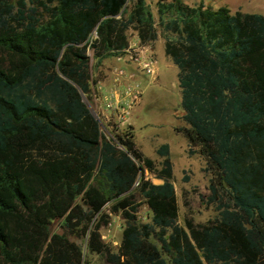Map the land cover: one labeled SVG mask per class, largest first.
Wrapping results in <instances>:
<instances>
[{
    "label": "trees",
    "instance_id": "obj_1",
    "mask_svg": "<svg viewBox=\"0 0 264 264\" xmlns=\"http://www.w3.org/2000/svg\"><path fill=\"white\" fill-rule=\"evenodd\" d=\"M155 7L156 23L145 0H0V264H87L49 232L59 219L104 264H264V16ZM156 26L172 37L163 51L185 125L175 131L210 175L217 216L204 224L176 222L168 146L156 150L159 169L129 131L115 135L116 149L80 100L87 50L96 67L124 52L126 31L147 45ZM135 193L147 223L136 221ZM106 204L124 220L115 250L98 233Z\"/></svg>",
    "mask_w": 264,
    "mask_h": 264
},
{
    "label": "rangeland",
    "instance_id": "obj_2",
    "mask_svg": "<svg viewBox=\"0 0 264 264\" xmlns=\"http://www.w3.org/2000/svg\"><path fill=\"white\" fill-rule=\"evenodd\" d=\"M157 0H145V3L157 21L155 3ZM187 6H194L201 3L203 6L215 10L226 8L229 14L236 11L241 13H254L264 16V0H179ZM129 6V4L127 5ZM127 45L137 44L135 34L126 31ZM166 38H172L162 32L156 26V39L147 44L151 46L150 54L155 60L156 75L154 80H148L147 76L140 79L141 96L137 105L129 113L127 122L117 131L114 130L111 119L107 123L101 116L102 93L111 86L113 71L118 67L128 69L112 58L103 59L104 62L92 68L91 52L88 55V93H79L80 100L89 111L92 118L96 121L98 131L103 139L111 142L116 149L122 147L116 140V134L129 131L132 134L134 148L143 157L152 161L155 169L160 168L162 157L156 154V150L166 144L169 148L168 159L171 162V183L176 199L178 225L184 227V220H190L192 224H204L217 216V211L213 204L207 202V184L210 177L204 168L203 159L197 154L187 153L185 139L175 131V128L185 126L181 121V109L179 107V90L177 87L176 74L177 68L165 56L163 47ZM102 60V61H103ZM118 63L117 65L115 64ZM116 131V132H114ZM184 141L185 143H183ZM183 143V144H182ZM140 175V170L138 176ZM143 177L152 184H160L161 180L156 179L153 173L144 170ZM135 187V184L133 185ZM136 203L135 217L137 223L149 222L150 213L144 204L143 199L134 194ZM108 204L102 209V214L107 215L106 223L98 228L100 240L104 245H108L115 250L120 240V233L124 226V220L119 214L107 213ZM49 232L62 236L69 242H73L80 247L87 264H104L100 255L87 253L85 249L86 237H74L69 235L62 226V220L52 221L49 225Z\"/></svg>",
    "mask_w": 264,
    "mask_h": 264
},
{
    "label": "built area",
    "instance_id": "obj_3",
    "mask_svg": "<svg viewBox=\"0 0 264 264\" xmlns=\"http://www.w3.org/2000/svg\"><path fill=\"white\" fill-rule=\"evenodd\" d=\"M114 60L128 69H114L111 86L102 93L101 116L105 123L111 119L110 127L117 131L127 122L130 111L139 102L141 89L137 74L141 77L147 76L152 81L155 79L156 66L150 49L139 43L127 45L124 52L115 56Z\"/></svg>",
    "mask_w": 264,
    "mask_h": 264
},
{
    "label": "crops",
    "instance_id": "obj_4",
    "mask_svg": "<svg viewBox=\"0 0 264 264\" xmlns=\"http://www.w3.org/2000/svg\"><path fill=\"white\" fill-rule=\"evenodd\" d=\"M134 38H135V41L138 43L136 37H134ZM146 46L151 50V46H150V45H146ZM103 62H104V60L101 61V63H103ZM115 64L117 65L118 63L115 62ZM184 141H185V140H184ZM184 141H182V142L185 143ZM183 143H182V144H183ZM168 153H169V148H168Z\"/></svg>",
    "mask_w": 264,
    "mask_h": 264
}]
</instances>
